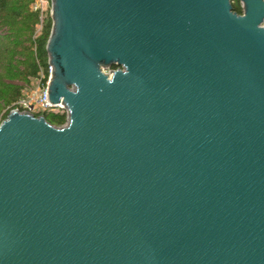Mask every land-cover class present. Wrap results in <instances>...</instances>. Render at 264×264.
<instances>
[{
	"label": "water",
	"instance_id": "water-1",
	"mask_svg": "<svg viewBox=\"0 0 264 264\" xmlns=\"http://www.w3.org/2000/svg\"><path fill=\"white\" fill-rule=\"evenodd\" d=\"M238 1L50 0L67 123L0 124V264H264V0Z\"/></svg>",
	"mask_w": 264,
	"mask_h": 264
},
{
	"label": "trees",
	"instance_id": "trees-1",
	"mask_svg": "<svg viewBox=\"0 0 264 264\" xmlns=\"http://www.w3.org/2000/svg\"><path fill=\"white\" fill-rule=\"evenodd\" d=\"M234 12L242 14L238 0H232ZM39 13L33 10L32 0H0V116L23 99V91L32 87L41 69L47 71L46 46L52 30L48 14L41 31ZM113 70H116L113 68ZM46 121L54 127L67 122L65 112H45Z\"/></svg>",
	"mask_w": 264,
	"mask_h": 264
},
{
	"label": "built area",
	"instance_id": "built-area-1",
	"mask_svg": "<svg viewBox=\"0 0 264 264\" xmlns=\"http://www.w3.org/2000/svg\"><path fill=\"white\" fill-rule=\"evenodd\" d=\"M33 10L40 15V24L38 30L42 28L44 18L50 15V0H32ZM52 69L48 66L47 71L41 69L39 76L36 80L35 86L31 88L27 96L23 97L16 105L13 106L11 111L27 112L36 117L43 115L45 112H65L61 104L52 105L47 99V85L51 75ZM67 116V113H66ZM67 123V122H66ZM66 125V124H65ZM64 125V126H65ZM63 126V127H64Z\"/></svg>",
	"mask_w": 264,
	"mask_h": 264
},
{
	"label": "rangeland",
	"instance_id": "rangeland-1",
	"mask_svg": "<svg viewBox=\"0 0 264 264\" xmlns=\"http://www.w3.org/2000/svg\"><path fill=\"white\" fill-rule=\"evenodd\" d=\"M50 9H51V3H50ZM40 31H41V29L38 30V32H40ZM106 73H110V72L108 71V72H106ZM35 83H36V81H34V82L32 83V87L35 86ZM32 87H31V88H32ZM31 88L26 89V90L23 91V93H24V94H23V97L27 96V94H28V92L31 90ZM6 111H9V108H8V109H5V110L1 113V116H0V124L3 122V120H2L1 118H2L3 114H4Z\"/></svg>",
	"mask_w": 264,
	"mask_h": 264
}]
</instances>
